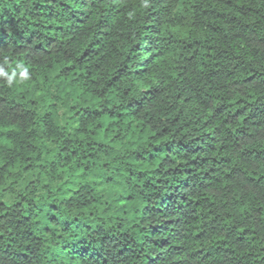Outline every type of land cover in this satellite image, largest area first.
<instances>
[{
    "label": "trees",
    "instance_id": "1",
    "mask_svg": "<svg viewBox=\"0 0 264 264\" xmlns=\"http://www.w3.org/2000/svg\"><path fill=\"white\" fill-rule=\"evenodd\" d=\"M0 264H264V0H0Z\"/></svg>",
    "mask_w": 264,
    "mask_h": 264
}]
</instances>
